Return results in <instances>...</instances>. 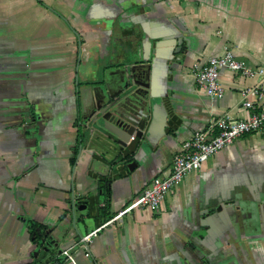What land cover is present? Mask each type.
<instances>
[{"label":"crops","instance_id":"0c3cea01","mask_svg":"<svg viewBox=\"0 0 264 264\" xmlns=\"http://www.w3.org/2000/svg\"><path fill=\"white\" fill-rule=\"evenodd\" d=\"M135 30L153 45L182 37L186 61L174 74L159 58L139 61ZM226 50L264 69V0H0V264H71L67 250L77 264H264V133L210 159L159 213L134 210L88 252L78 245L77 226L94 220L86 236L117 217L170 172L194 133L224 115L253 114L241 91L264 90V77L222 70L219 101L196 84V68ZM130 65H145L144 81L153 79L145 101L123 102ZM110 101L125 112L144 107V131L128 144L94 130ZM32 224L58 246L46 252Z\"/></svg>","mask_w":264,"mask_h":264},{"label":"built area","instance_id":"2783aa9c","mask_svg":"<svg viewBox=\"0 0 264 264\" xmlns=\"http://www.w3.org/2000/svg\"><path fill=\"white\" fill-rule=\"evenodd\" d=\"M222 70L240 74L245 78L264 77V69L251 68L247 62L239 60L233 51L226 50L221 56L210 57L201 68H196L194 78L198 87L213 101L222 100L226 89L220 80ZM244 107L253 114L245 120H234L224 115L212 123L207 130L198 131L186 141L175 156L172 168L167 175L155 178L143 193L135 199L117 217L84 236L78 244L86 252L89 245L105 228L134 210L159 213L167 198L178 191L185 179L199 173L213 157L245 136L264 133V90L258 87L245 88L241 91ZM86 256H90L86 253ZM63 257L71 264H77L71 250L63 253ZM44 264H61L60 262Z\"/></svg>","mask_w":264,"mask_h":264},{"label":"water","instance_id":"95a60500","mask_svg":"<svg viewBox=\"0 0 264 264\" xmlns=\"http://www.w3.org/2000/svg\"><path fill=\"white\" fill-rule=\"evenodd\" d=\"M132 34L134 40L131 41V47L137 46L136 54L140 56L138 60L149 62L159 58L171 68V74L176 73L174 65L177 64L178 66H182L189 55V49H183L184 39L182 37L176 39L171 37H161L162 42L153 45L147 32H137L135 30ZM147 42L149 49H147L148 46H146ZM173 46H175V49L171 50V47ZM148 77L149 74L145 69V65H130L126 67L124 76L122 77V92L120 91L121 94L124 93L126 95L123 102L131 101L134 96H137L144 101L147 100L146 96L154 83L153 79L150 84L146 83L144 79L148 80ZM140 90L143 92L142 95L140 94ZM114 98L116 97H112V99ZM117 103L118 102L112 103L110 101L105 107L99 108L96 113L97 116L92 119V124L97 125V127H94V130H97L99 133L102 131L106 132L110 135L118 137L125 144H128L136 130L144 131V122L142 121L143 117H141L144 112V107L142 104L136 105L135 108L131 107V109L125 112L121 110L120 105ZM136 162L137 161L130 163L127 166L131 173L137 166ZM75 208L74 214H76ZM78 211L80 214H88L87 208H78ZM94 227L95 222L93 219H85L84 223L77 226L80 238H83L87 229ZM37 232L41 233L40 229H38ZM48 238L49 242L46 241ZM39 244L40 246H44V250L48 253L51 252L52 248H56L58 246L57 240L54 237H51L50 231L44 233V238L39 242ZM89 250L90 246L87 251ZM38 255L39 252H35L34 258H37Z\"/></svg>","mask_w":264,"mask_h":264},{"label":"trees","instance_id":"16d2710c","mask_svg":"<svg viewBox=\"0 0 264 264\" xmlns=\"http://www.w3.org/2000/svg\"><path fill=\"white\" fill-rule=\"evenodd\" d=\"M103 190V193L106 195V197L108 199H110V196H111V191H110V183L108 180H104V184L101 188ZM108 220H111L113 217L112 216H109V217H106ZM32 228L34 229V232H33V235H34V240L36 238H39L40 240L44 237V233L47 232L48 230L45 229V228H42V227H39L35 224H32ZM41 228V229H40ZM40 229L41 233H38L37 230Z\"/></svg>","mask_w":264,"mask_h":264},{"label":"flooded vegetation","instance_id":"af4514ba","mask_svg":"<svg viewBox=\"0 0 264 264\" xmlns=\"http://www.w3.org/2000/svg\"><path fill=\"white\" fill-rule=\"evenodd\" d=\"M199 173H200V172H199ZM195 174H198V173H195ZM183 183H184V182H183ZM183 183H182V184H183ZM181 186H182V185H181ZM181 186H180V187H181ZM179 189H180V188H179ZM179 189H178V190H179ZM174 194H175V193H174Z\"/></svg>","mask_w":264,"mask_h":264}]
</instances>
